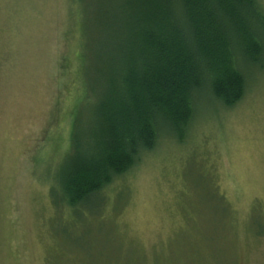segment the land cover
I'll use <instances>...</instances> for the list:
<instances>
[{"label": "rangeland", "instance_id": "obj_1", "mask_svg": "<svg viewBox=\"0 0 264 264\" xmlns=\"http://www.w3.org/2000/svg\"><path fill=\"white\" fill-rule=\"evenodd\" d=\"M108 5L0 0V264H264V65L232 106L203 93L182 141L161 133L96 196L63 202Z\"/></svg>", "mask_w": 264, "mask_h": 264}, {"label": "trees", "instance_id": "obj_2", "mask_svg": "<svg viewBox=\"0 0 264 264\" xmlns=\"http://www.w3.org/2000/svg\"><path fill=\"white\" fill-rule=\"evenodd\" d=\"M90 52L95 86L82 128L73 122L58 176L63 202L96 196L153 149L161 133L182 141L203 93L225 107L264 65V10L257 0H108Z\"/></svg>", "mask_w": 264, "mask_h": 264}]
</instances>
